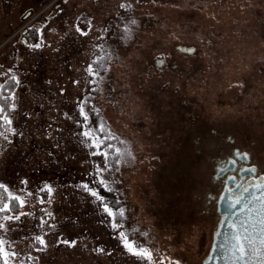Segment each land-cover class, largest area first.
<instances>
[{
	"label": "rangeland",
	"instance_id": "1",
	"mask_svg": "<svg viewBox=\"0 0 264 264\" xmlns=\"http://www.w3.org/2000/svg\"><path fill=\"white\" fill-rule=\"evenodd\" d=\"M263 18L264 0H0V86L15 77L0 184L24 201L0 200L3 264H149L121 231L153 264H202L207 141L220 129L264 167ZM99 124L123 152L110 171L83 136Z\"/></svg>",
	"mask_w": 264,
	"mask_h": 264
},
{
	"label": "flooded vegetation",
	"instance_id": "2",
	"mask_svg": "<svg viewBox=\"0 0 264 264\" xmlns=\"http://www.w3.org/2000/svg\"><path fill=\"white\" fill-rule=\"evenodd\" d=\"M189 120L193 121L195 117H189ZM219 130L207 141L209 147H216L208 159V165L213 167L214 172L210 175V189H206V197L200 207H196L200 209L199 213L210 215L214 222L213 233L222 219L217 210L219 198L225 194L228 200H235L248 187L264 182V167L256 163L255 156L245 149V143L238 145L239 139L236 141L227 133L225 139Z\"/></svg>",
	"mask_w": 264,
	"mask_h": 264
},
{
	"label": "snow or ice",
	"instance_id": "3",
	"mask_svg": "<svg viewBox=\"0 0 264 264\" xmlns=\"http://www.w3.org/2000/svg\"><path fill=\"white\" fill-rule=\"evenodd\" d=\"M33 47H40V44H36L33 45ZM89 72L92 71L91 67L88 69ZM12 79H15V77H12ZM2 87V86H0ZM4 110L3 108H0V113H2ZM80 114L81 116L84 117L85 122H87L88 120V116L84 111L83 106H81L80 109ZM0 119H2L3 124L0 125V127H3L4 125H7V129L6 131H12L11 129V120H9L7 115H3L2 117H0ZM100 131L103 132L104 128L103 126L100 127ZM0 135H4L3 132H0ZM83 136L86 138L91 139L92 141V146L95 148H100V146L104 143V141L98 137H95L94 132L92 130L89 131H85L83 133ZM113 137H111L110 135L106 137V139H112ZM5 139H7V137L5 136ZM107 147L111 148L112 145L108 144ZM117 153L120 152V149H116L115 150ZM96 153H93V155H95ZM103 155L105 157H107L108 153H103ZM102 171V169H101ZM99 183L105 187H107L104 179H101L99 181ZM81 187H83V189L85 191H88L91 196L95 197L96 200L101 201L103 203L104 198L95 190H93L92 188L89 187V185L84 184ZM259 187V186H258ZM110 190V189H109ZM49 192H51V189H48ZM245 191H247V189H245ZM3 193H7L8 194V199L15 202V201H19V203L21 205H23L24 201L21 199L20 196H16L13 195L11 192H9L8 188L3 185L0 184V200H3ZM261 207H260V219L258 221V223L261 225V231L258 233L259 236V246H257V233L255 232L254 226L248 225V222H241L239 225L237 224H231L230 227L235 229V233L232 236V251L234 253V255H237L238 259H244L245 257H259L260 258V264H264V194H262L259 198ZM236 203H239V201L237 200ZM9 209V204L8 203H4L3 207H0V212L6 211ZM103 211L105 213H107V215L109 217H113V216H123L124 215V211L123 209H120L119 212L114 213L112 208H110L108 206L107 203H103ZM249 211H252L251 209H249ZM19 219V217H11V216H5L4 219ZM4 225L2 223H0V228H3ZM112 227L114 229L118 228L119 225L116 223L112 224ZM120 236V240L121 243L123 244L124 248L131 253L132 255L141 257L143 259H146L149 264H153L152 262V252L145 248L140 246L138 243L131 241L128 237V235L121 231L119 233ZM35 240L38 244L43 245L45 243L43 237L41 236H36ZM67 243V241H65ZM6 244V241H4L3 239H0V256H7V252H5V248L4 245ZM4 264H7V260L4 261Z\"/></svg>",
	"mask_w": 264,
	"mask_h": 264
},
{
	"label": "water",
	"instance_id": "4",
	"mask_svg": "<svg viewBox=\"0 0 264 264\" xmlns=\"http://www.w3.org/2000/svg\"><path fill=\"white\" fill-rule=\"evenodd\" d=\"M177 48L186 53H192L194 50L192 47L178 46ZM157 63L160 64V62ZM262 194H264V182L248 187L247 191H244L235 200H228L225 194L219 198L217 210L222 216V219L212 235L208 253L202 261V264H260L259 257H245L241 260L238 259L237 255H234L232 251V236L236 230L231 228L230 225H239L241 222L246 221L248 225L254 226L255 232L257 233V246H259L258 233L262 229L258 223L261 207L258 198ZM237 200L239 203H236ZM249 209L252 211H249Z\"/></svg>",
	"mask_w": 264,
	"mask_h": 264
},
{
	"label": "trees",
	"instance_id": "5",
	"mask_svg": "<svg viewBox=\"0 0 264 264\" xmlns=\"http://www.w3.org/2000/svg\"><path fill=\"white\" fill-rule=\"evenodd\" d=\"M262 24L264 25V21L262 22ZM25 36H26L27 42L35 41L36 37H37V30H33L32 27H29V29H27L25 31ZM14 83L15 82L12 79H8L3 84H1L2 87H0V108H3L4 111L2 113H0V117H2L3 115H9L10 112H11L10 102H11V93H12V91L15 88V84ZM2 124H3V121H2V119H0V125H2ZM101 126H102V124L97 125L98 128H95L93 126L91 128V130L94 132L95 137H98V138H100V139H102L104 141V143L100 146L99 149L103 153H105V152L108 153L107 157H105V162L108 165V168H109L108 171H110L112 169V167H114L115 165L118 166L120 164V162L123 161V152L121 151L120 147L114 143V138H112L110 140L106 139V137L110 135L108 133L109 126L108 125L106 127L103 126V128H104L103 132L100 131V127ZM6 128H7V125H4L3 127H0V132H3V130H5ZM108 144H111L112 147L111 148L107 147ZM117 148L120 149L119 153H117L115 151ZM200 174L201 173H196L195 177L192 178V181L198 183V178L197 177H199ZM191 176H193V174ZM125 195H123V198L126 199ZM106 196H108V197H106V203L108 205H110V207L112 206V209H115L114 205H113L114 194H112V195L109 194V195H106ZM115 196L117 198H119L120 200H122L117 193H115ZM125 202L126 201H124V203ZM127 202H128V200H127ZM12 207H14V206H12ZM113 212L117 213V212H119V209H117V207H116V210H114ZM0 213H2V212H0ZM117 217H119V216L117 215ZM128 221H129V218L128 217L125 218L124 224H123L124 227L129 225V223H127ZM0 264H3V259L1 258V256H0Z\"/></svg>",
	"mask_w": 264,
	"mask_h": 264
}]
</instances>
